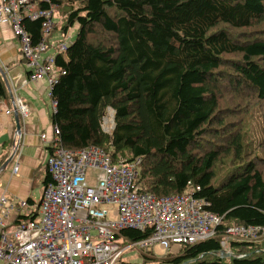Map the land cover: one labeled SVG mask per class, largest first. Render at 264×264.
I'll return each mask as SVG.
<instances>
[{
    "label": "trees",
    "instance_id": "1",
    "mask_svg": "<svg viewBox=\"0 0 264 264\" xmlns=\"http://www.w3.org/2000/svg\"><path fill=\"white\" fill-rule=\"evenodd\" d=\"M33 1L44 10L57 6L63 39L77 26L75 42L55 55L52 123L62 147L139 160L142 193L162 198L198 187L222 218L212 239L162 258L140 251L144 264H264V233L232 241L230 255L222 253L228 228H264V128L258 146L236 130L252 102L264 105V0ZM42 23L23 22L33 45ZM9 97L0 70V102ZM108 110L111 134L102 129ZM12 146L5 143L0 169ZM149 237L129 228L117 241Z\"/></svg>",
    "mask_w": 264,
    "mask_h": 264
},
{
    "label": "built area",
    "instance_id": "2",
    "mask_svg": "<svg viewBox=\"0 0 264 264\" xmlns=\"http://www.w3.org/2000/svg\"><path fill=\"white\" fill-rule=\"evenodd\" d=\"M55 5L40 9L33 0H0V22L8 23L16 34L21 52L30 69V82L48 77L57 82L55 55L67 50L59 42L51 57L42 54L51 49L49 39L55 30ZM43 20L42 38L33 45L24 20ZM14 111L28 118V106L13 98ZM54 110H55V102ZM11 115V111H7ZM105 133L114 129V112L108 110L102 122ZM53 129L49 142L46 170L51 182L45 186L39 203L29 204L0 198V261L3 264H117L131 247L151 252L155 246L167 252L194 245L215 236L222 218L210 212L207 200L198 197L200 188L190 187L183 194L157 198L142 193L137 186L140 161L114 162L103 149L88 147L66 150ZM15 132L13 174H18L24 143ZM47 141V136H41ZM149 231L150 237L129 244L123 250L117 236L124 229ZM8 230H11L8 232ZM264 228L233 226L228 228L222 252L230 255V242L255 240Z\"/></svg>",
    "mask_w": 264,
    "mask_h": 264
},
{
    "label": "crops",
    "instance_id": "3",
    "mask_svg": "<svg viewBox=\"0 0 264 264\" xmlns=\"http://www.w3.org/2000/svg\"><path fill=\"white\" fill-rule=\"evenodd\" d=\"M56 49H48L43 57H51ZM0 67L4 70L10 87V97L0 102V155L4 145L10 140L14 145L17 123L14 116L13 98L18 96L29 109L28 118L19 116L23 151L18 174H13L11 163L0 172V198L5 194L9 200L28 199L39 203L47 177L46 161L49 156V142L53 138L52 116L55 112L48 77L30 82V69L22 55L20 42L8 23L0 22ZM12 114H7V111ZM46 135L47 141L41 136ZM13 146L9 151L11 155ZM39 189L40 200L36 201L34 192ZM35 196V197H34ZM0 264H3L0 261Z\"/></svg>",
    "mask_w": 264,
    "mask_h": 264
},
{
    "label": "rangeland",
    "instance_id": "4",
    "mask_svg": "<svg viewBox=\"0 0 264 264\" xmlns=\"http://www.w3.org/2000/svg\"><path fill=\"white\" fill-rule=\"evenodd\" d=\"M54 24L55 25L59 24V20L57 16L54 18ZM241 34L242 33H239L238 35H241ZM76 36H77V26L70 29L69 34L66 39H63L59 29H55L52 37L49 39V43L51 45L50 47L54 49L56 45H58V43L63 40L66 44L68 43L67 44L68 46H70L75 42ZM235 58L239 59V56H235ZM239 121L242 122V125L239 126V128H236L238 132L242 133L243 135H246L248 141H250L251 139L257 142V143H254L256 145L263 143V139L261 136V128H264V105L259 106L256 103L252 102L250 104V107H247L245 109L244 113L242 111V115L239 118ZM38 191L39 189H37L36 192H34V195H37L36 201L40 200V196H38L39 195ZM10 231L11 230H8V232ZM128 245H129L128 243L126 245L122 244L121 248L125 250L126 246ZM176 252H177L176 250L173 251V253H176ZM167 253H168L167 251L161 249L159 246H155L153 249V256H155L156 258H162L165 255H167ZM121 262H125L126 264H144V260H143V257L140 251H138L134 247H131L125 251ZM146 264H149V263H146Z\"/></svg>",
    "mask_w": 264,
    "mask_h": 264
},
{
    "label": "water",
    "instance_id": "5",
    "mask_svg": "<svg viewBox=\"0 0 264 264\" xmlns=\"http://www.w3.org/2000/svg\"><path fill=\"white\" fill-rule=\"evenodd\" d=\"M0 70L3 72L4 80L6 82V85L8 87V90L10 91V87H9V84H8L7 76H6L4 70L1 67H0ZM14 116H15V120H16V123H17V132L19 134H21V128H20V124H19V114H18L17 111H15ZM12 160H13V157L10 156L8 158V160L5 162V164L1 167L0 172L4 171L12 163ZM222 253L224 254V252H222Z\"/></svg>",
    "mask_w": 264,
    "mask_h": 264
},
{
    "label": "bare ground",
    "instance_id": "6",
    "mask_svg": "<svg viewBox=\"0 0 264 264\" xmlns=\"http://www.w3.org/2000/svg\"><path fill=\"white\" fill-rule=\"evenodd\" d=\"M68 44V43H67Z\"/></svg>",
    "mask_w": 264,
    "mask_h": 264
}]
</instances>
